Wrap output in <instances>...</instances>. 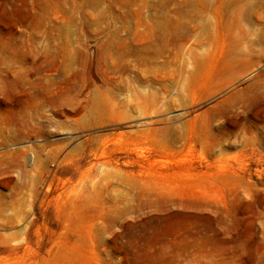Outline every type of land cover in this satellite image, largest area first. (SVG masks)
Segmentation results:
<instances>
[{
  "label": "rangeland",
  "instance_id": "374dc122",
  "mask_svg": "<svg viewBox=\"0 0 264 264\" xmlns=\"http://www.w3.org/2000/svg\"><path fill=\"white\" fill-rule=\"evenodd\" d=\"M0 264H264V0H0Z\"/></svg>",
  "mask_w": 264,
  "mask_h": 264
}]
</instances>
